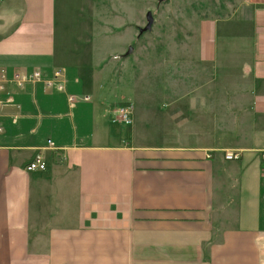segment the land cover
Segmentation results:
<instances>
[{"label":"crops","instance_id":"1","mask_svg":"<svg viewBox=\"0 0 264 264\" xmlns=\"http://www.w3.org/2000/svg\"><path fill=\"white\" fill-rule=\"evenodd\" d=\"M236 1L194 39L130 45L137 87L84 0H0V68L64 71L61 90L1 93L0 264H261L264 0ZM124 101L132 123H111ZM36 152L45 168L25 170Z\"/></svg>","mask_w":264,"mask_h":264},{"label":"rangeland","instance_id":"2","mask_svg":"<svg viewBox=\"0 0 264 264\" xmlns=\"http://www.w3.org/2000/svg\"><path fill=\"white\" fill-rule=\"evenodd\" d=\"M78 0H68L66 9ZM85 10L82 12V22L96 24V26L114 27V35H108V40L114 42V48H121L118 57L124 59L127 70H124L121 80L135 83L138 87L141 79H130L137 71L138 62L135 53H125L129 45L138 44L141 40L161 42L163 40L194 39L195 29L201 18L220 17L228 14L236 0H84ZM150 10L153 21L149 29L139 32V28L146 23L145 13ZM71 15V11L66 16ZM71 20L73 17L70 18ZM68 24V23H65ZM70 28L78 27V23L68 24ZM118 30V32H115ZM129 37V38H128ZM96 41L104 40L102 37L93 38ZM128 44V45H126ZM119 48V49H120ZM153 48L151 55L146 59L147 65L157 64L160 61L159 50ZM134 64L133 68L131 65ZM155 65H151V70ZM116 75V74H115ZM131 81H130V80ZM138 79V80H137ZM159 80H146L145 86L158 87ZM138 89V88H137ZM133 113V112H132Z\"/></svg>","mask_w":264,"mask_h":264},{"label":"built area","instance_id":"3","mask_svg":"<svg viewBox=\"0 0 264 264\" xmlns=\"http://www.w3.org/2000/svg\"><path fill=\"white\" fill-rule=\"evenodd\" d=\"M64 71L62 68H55L51 76L43 77L42 73L38 69L31 70L30 72H21V71H12L11 74H7L6 70L0 68V111L3 106L12 102L13 97L9 93H6L4 97H1V93L4 92L7 88V84L12 82L16 86H22L26 82H41L44 89H58L61 90L64 88ZM86 95H76L68 94L67 101L71 106H73L79 100H87ZM132 112L133 104L129 101H124L120 104L114 105L110 108L109 111V121L117 125L127 126L132 123ZM3 130L2 125L0 124V132ZM47 144L52 146V141L47 139ZM210 154L206 152V156ZM223 157L228 160L238 159L240 157V151L234 149H225L223 150ZM260 157L264 158V150L260 151ZM23 168L27 171L35 169H44L45 161L42 158V155L39 152L34 153L31 158L24 164ZM259 241L262 243L261 252H262V262L264 264V235L259 238Z\"/></svg>","mask_w":264,"mask_h":264},{"label":"water","instance_id":"4","mask_svg":"<svg viewBox=\"0 0 264 264\" xmlns=\"http://www.w3.org/2000/svg\"><path fill=\"white\" fill-rule=\"evenodd\" d=\"M145 18H146V23L138 29L139 32L147 30L151 27L152 21H153V16H152L150 10L146 11ZM131 49H132V47L129 45L128 48L126 49L125 53H129L131 51Z\"/></svg>","mask_w":264,"mask_h":264}]
</instances>
